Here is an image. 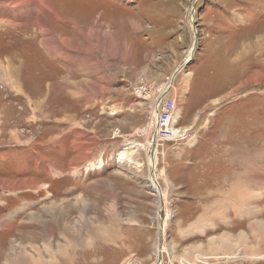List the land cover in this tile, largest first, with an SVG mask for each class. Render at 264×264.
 Here are the masks:
<instances>
[{
	"label": "rangeland",
	"instance_id": "rangeland-1",
	"mask_svg": "<svg viewBox=\"0 0 264 264\" xmlns=\"http://www.w3.org/2000/svg\"><path fill=\"white\" fill-rule=\"evenodd\" d=\"M47 1L0 0V264H122L125 252L123 264H264L262 231L246 243L236 216L234 250L215 248L232 212L264 204V0ZM188 60L173 83L171 128L191 135L155 151L163 247L149 164L154 98L132 90L167 86ZM226 135L235 166L252 162L234 188L250 186L253 201L223 216L203 193L231 187L215 173ZM108 167L111 185L95 195L86 184Z\"/></svg>",
	"mask_w": 264,
	"mask_h": 264
},
{
	"label": "crops",
	"instance_id": "crops-1",
	"mask_svg": "<svg viewBox=\"0 0 264 264\" xmlns=\"http://www.w3.org/2000/svg\"><path fill=\"white\" fill-rule=\"evenodd\" d=\"M4 60L7 61L6 56L4 57ZM6 63L10 67V69L8 70L9 73L14 74V75L16 74V76L10 75L12 77V79L15 80L13 84L17 85V86L19 85V88L21 89V86H20L22 84L21 69L13 68L12 64H14V63L11 64V63H8V61ZM14 65H17V64H14ZM18 70H20L19 74H17ZM233 138H234L233 136H229V135H226V137L218 138L220 142H227V144L225 146L224 151L220 153L222 160H224V164L223 163L217 164L219 166V168H222V169L217 170L215 172L216 178L223 180V183H225V184H227V182L230 181L231 187L224 188V190H218V191H212V192L206 191L205 193H203L204 199L216 202L214 204V206L210 205L212 207L210 209V212H214L215 208L217 207L216 208L217 211L220 212L223 216L227 215L234 208L237 201H239L242 204H244V202H245V204H247L246 202L253 201V199H251L250 186H249V193H247V194L243 193L241 196L234 195L235 192H233V189H232V188H234L235 184H239V182H240L239 178H236V177L245 178V176H246L249 180V171H250V167H251L250 163H252V162L249 163V161H248V164H246V167H244V168H242L240 166L239 167L235 166V165H239V164H235V162H236L234 159L235 154L233 155L235 143H233V144L228 143V141L233 142ZM215 141H218L217 138ZM229 151H231V152H229ZM244 151H245V149L242 152H244ZM229 154H231L230 155L231 157H228ZM231 158H232V160L230 161ZM218 160L219 159H217V162H218ZM164 169H167V168L165 167V168H163V170ZM229 169H230V171H227ZM111 170H112L111 167L106 168V171H108V172L107 173L103 172L104 174H102L99 171L98 172L99 173L98 174L99 175L98 180L96 179V181H93V182H91L92 180H89L88 183L86 184L87 188H90V190L93 191V193L95 195H100L101 193H102V195H105L107 188L110 187V185H111L110 178H111V175L113 174V172H111ZM213 176H208V177H213ZM99 184H102L104 187L101 189V187H100L101 185H99ZM262 197H264V195H262ZM254 199L257 200L258 202H262V200H263V198L259 199L257 196H255ZM231 202L235 203V204H233L234 206L231 204ZM242 204H238V205H242ZM210 206H209V208H210ZM259 208L260 209L256 212V208H255V210L251 209L250 204H249V208H246V206H244L242 208V212H241L242 216L240 215V217H238L236 213L232 212V215H231L233 218L232 224L230 226L228 225L227 227H225L224 225L221 227L219 222L222 219L220 217L218 219H216V220H218V223L216 224V226L222 228L218 232V234L216 235L217 236L216 244H215L216 251L221 252V253H229V252L234 250V248H235V243H234L235 235H234V224H233V222H234L235 216L237 218V223H238L237 226L240 225V227L243 230L242 233L246 234V236L248 238V241L246 243H248L251 238H253V239L255 238L253 235V232H255V229H258V230L260 229L262 231L261 233H263V236H261L259 243L260 244H262V242L264 243V224H263L264 223V204L260 205ZM208 211L209 210L204 209V211H201L198 214L197 213L194 214L195 216L192 219V222H194V223L191 224V231L197 230V234L200 233V231H198V230L203 228V221H204V218L206 217V214L208 213ZM228 219H227V221H228ZM238 220H241V221H238ZM247 222H248V228L245 229ZM241 223L243 224L244 228L241 226ZM92 229H93V231L96 232L95 227H92ZM104 231L114 232L116 234L115 235L116 241H119L121 239V235H118V234H121L120 231H122V230H118L116 228H112V229L107 228V229H104ZM94 238H96L95 243L96 242L98 243L100 238L97 236L95 237V235H94ZM93 246L94 245L91 244L89 247L92 248ZM230 248H231V250H230ZM247 248H249L250 250H253V251L256 249L254 246L250 247L249 245H247ZM125 254H127V255H125ZM119 256H122V264H123L128 259V257H126V256H128V252L123 253V255L119 254Z\"/></svg>",
	"mask_w": 264,
	"mask_h": 264
},
{
	"label": "built area",
	"instance_id": "built-area-1",
	"mask_svg": "<svg viewBox=\"0 0 264 264\" xmlns=\"http://www.w3.org/2000/svg\"><path fill=\"white\" fill-rule=\"evenodd\" d=\"M169 87L170 92L160 98V96H162ZM172 88L173 86L164 87L162 84L154 89L143 84L132 90L134 94L140 95L144 98H150L152 96L154 98L153 107L157 110V116L155 117L154 132L152 137L156 136V145L158 149L168 146L171 142L181 141L191 135L190 131V133L184 132L182 136H174L171 127L175 115L174 112L176 110V99L171 97Z\"/></svg>",
	"mask_w": 264,
	"mask_h": 264
},
{
	"label": "bare ground",
	"instance_id": "bare-ground-1",
	"mask_svg": "<svg viewBox=\"0 0 264 264\" xmlns=\"http://www.w3.org/2000/svg\"><path fill=\"white\" fill-rule=\"evenodd\" d=\"M44 1V5H46V7H48V5H49V2L47 1V0H43ZM42 2V1H41ZM195 2H196V0H194V3L192 4V7H194V4H195ZM21 3V2H20ZM70 9V8H69ZM193 15H194V8H191L190 10H189V21H190V23H192V17H193ZM113 40V39H112ZM114 44V43H113ZM193 50H190L189 51V55L187 54L186 55V57H187V59L188 58H191V56L193 55ZM129 53V52H128ZM15 67V66H14ZM181 67H182V64H180V65H178V67L175 69L176 71L174 72V74L170 77V80H169V82H168V84H167V86H165L164 85V87H168V86H173V84L172 83H174V80H175V78H176V76H177V73L176 72H179L180 70H181ZM8 72V71H7ZM9 73V72H8ZM7 73V76L8 75H11L10 73L8 74ZM9 77V76H8ZM187 79H190V77H188ZM64 82V81H63ZM65 84H69L68 83V81H66L65 80ZM174 89V88H173ZM153 111H155V115L157 116V110H156V108L154 109V107H153ZM187 130V131H186ZM186 130H183L182 128H172V131H173V133H174V136L175 137H177V136H182L183 134H184V132H188L189 131V129H186ZM190 132V131H189ZM157 139V138H156ZM156 142H157V140H156ZM154 146H155V148H154ZM156 147H157V145H155V142L152 140V143H150V153H149V159H150V168H151V165L153 164L154 166H153V169L151 170V173H150V178H151V183H153L152 185L154 186L155 185V183H156V180H157V178H158V176L156 175L157 173H156V165H157V162H158V160H157V158H158V151L157 152H155L156 151ZM119 159H124L125 160V158L127 157V152H125V151H120L119 152ZM245 155V154H244ZM250 161V160H249ZM242 180V179H241ZM243 182V181H242ZM241 184V182L239 183V185ZM241 187V186H240ZM154 188L156 189V194L158 195V198H159V200H158V204H159V207H160V214H159V225H160V222H163V224L165 223V221L167 220V218H168V214H166V211H165V216L164 217H162V215H161V211H162V207H163V204H162V198H160V196H161V192H160V190H158L155 186H154ZM234 189H236V192H235V194L234 195H237V196H241L242 194H243V192H242V190H240V189H238V187L237 188H234ZM244 192H245V190H243ZM245 194V193H244ZM244 198V197H243ZM242 201V200H241ZM164 229V228H163ZM163 229H162V233L160 234V232H159V236L160 237H162V239H163V243H162V245H163V247H164V243H165V239H164V237H163ZM161 244H160V246H162ZM163 247L162 248H158V250H162L163 249ZM230 250H231V248H230ZM157 254H158V252H157ZM158 259V258H157ZM161 261V260H160ZM162 262V261H161Z\"/></svg>",
	"mask_w": 264,
	"mask_h": 264
},
{
	"label": "water",
	"instance_id": "water-1",
	"mask_svg": "<svg viewBox=\"0 0 264 264\" xmlns=\"http://www.w3.org/2000/svg\"><path fill=\"white\" fill-rule=\"evenodd\" d=\"M194 8H195V6H194ZM194 44V48H195V46H196V44H195V42L193 43ZM192 58H190V60H191ZM190 60H188V61H185V63L183 64V67H181V69H183L184 68V65L186 64V63H188ZM173 84V83H172ZM170 92V87L167 89V91L162 95V96H160V98H162V97H164L165 95H167L168 93ZM160 98H158V99H160ZM153 141L155 142V145H156V136H153ZM154 148H155V146H154ZM162 204H163V201H162ZM165 210H164V205H163V207H162V211H161V215H162V217H164L165 215ZM162 226H163V222H160V225H159V232H160V234H161V230H162ZM162 243H163V239H162V237H160V239H159V245L161 244L162 245ZM160 260L162 261V263H163V256H162V252L160 253Z\"/></svg>",
	"mask_w": 264,
	"mask_h": 264
}]
</instances>
